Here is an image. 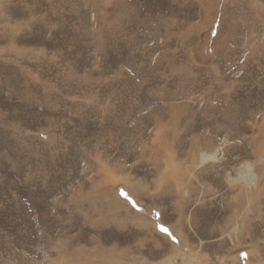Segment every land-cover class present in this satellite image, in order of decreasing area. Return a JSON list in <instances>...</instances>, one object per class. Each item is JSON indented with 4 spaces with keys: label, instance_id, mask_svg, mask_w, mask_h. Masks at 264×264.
Returning a JSON list of instances; mask_svg holds the SVG:
<instances>
[{
    "label": "rangeland",
    "instance_id": "obj_1",
    "mask_svg": "<svg viewBox=\"0 0 264 264\" xmlns=\"http://www.w3.org/2000/svg\"><path fill=\"white\" fill-rule=\"evenodd\" d=\"M0 264H264V0H0Z\"/></svg>",
    "mask_w": 264,
    "mask_h": 264
},
{
    "label": "bare ground",
    "instance_id": "obj_2",
    "mask_svg": "<svg viewBox=\"0 0 264 264\" xmlns=\"http://www.w3.org/2000/svg\"><path fill=\"white\" fill-rule=\"evenodd\" d=\"M220 155V149H216L213 153H203L202 154V161L205 162L208 159L217 160ZM230 180L231 181H238L242 179L244 183L247 185L255 184L257 180V176L254 171H252V164L249 162L244 163L236 168V171L230 173Z\"/></svg>",
    "mask_w": 264,
    "mask_h": 264
},
{
    "label": "snow or ice",
    "instance_id": "obj_3",
    "mask_svg": "<svg viewBox=\"0 0 264 264\" xmlns=\"http://www.w3.org/2000/svg\"><path fill=\"white\" fill-rule=\"evenodd\" d=\"M165 231H167V230L165 229Z\"/></svg>",
    "mask_w": 264,
    "mask_h": 264
}]
</instances>
